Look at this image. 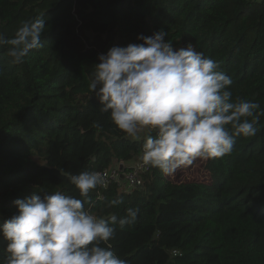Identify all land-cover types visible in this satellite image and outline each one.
<instances>
[{
	"label": "trees",
	"instance_id": "obj_1",
	"mask_svg": "<svg viewBox=\"0 0 264 264\" xmlns=\"http://www.w3.org/2000/svg\"><path fill=\"white\" fill-rule=\"evenodd\" d=\"M38 16L41 46L23 63L0 49V225L37 187L83 199L70 173L142 162L143 137L119 130L88 87L98 55L140 34L191 42L232 78L233 98L264 109V0H0L6 37ZM255 126L230 154L202 159L200 179L148 166L130 193L92 190L85 207L99 216L139 209L135 223L116 225V254L128 264H264V115Z\"/></svg>",
	"mask_w": 264,
	"mask_h": 264
},
{
	"label": "clouds",
	"instance_id": "obj_2",
	"mask_svg": "<svg viewBox=\"0 0 264 264\" xmlns=\"http://www.w3.org/2000/svg\"><path fill=\"white\" fill-rule=\"evenodd\" d=\"M45 28L42 16L22 21L11 37L0 32V49L12 63H23L41 46ZM166 37L164 30L140 34L142 43L99 54L88 87L126 136L139 140L143 134V164L171 175L197 158L230 154L237 137L256 135L264 109L233 98L232 78L191 42L175 47ZM68 179L83 199L37 187L30 197L14 201L17 213L0 225L7 241L0 264H128L110 240L117 224L123 229L135 223L139 209L128 208L123 217L99 216L85 205L106 174L82 171Z\"/></svg>",
	"mask_w": 264,
	"mask_h": 264
},
{
	"label": "built area",
	"instance_id": "obj_3",
	"mask_svg": "<svg viewBox=\"0 0 264 264\" xmlns=\"http://www.w3.org/2000/svg\"><path fill=\"white\" fill-rule=\"evenodd\" d=\"M147 169L148 166L143 162H136L129 169H124V164L121 163L117 168L101 171L106 174V179L105 184L99 188L106 190L110 185L116 183L125 193H130L142 185V175Z\"/></svg>",
	"mask_w": 264,
	"mask_h": 264
},
{
	"label": "rangeland",
	"instance_id": "obj_4",
	"mask_svg": "<svg viewBox=\"0 0 264 264\" xmlns=\"http://www.w3.org/2000/svg\"><path fill=\"white\" fill-rule=\"evenodd\" d=\"M143 134H141V138ZM201 158H197L191 165L181 167L175 171L171 175L172 178H175L179 181L193 179V178H201L202 176V168H201Z\"/></svg>",
	"mask_w": 264,
	"mask_h": 264
}]
</instances>
